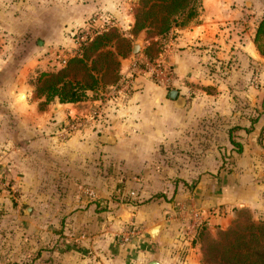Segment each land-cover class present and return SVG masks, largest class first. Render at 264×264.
<instances>
[{
    "label": "crops",
    "instance_id": "1",
    "mask_svg": "<svg viewBox=\"0 0 264 264\" xmlns=\"http://www.w3.org/2000/svg\"><path fill=\"white\" fill-rule=\"evenodd\" d=\"M52 1L0 0V264H201L203 236L225 230L235 208L264 218V57L254 44L264 0H249L251 10L247 0H201L199 23L171 32L170 89L182 107L138 78L122 97L40 109L35 78L67 60L49 46L75 44L66 0ZM107 1L81 5L75 25ZM69 116L86 125L67 138ZM189 206L220 215L188 237L179 208ZM130 229L137 235L119 243Z\"/></svg>",
    "mask_w": 264,
    "mask_h": 264
},
{
    "label": "trees",
    "instance_id": "2",
    "mask_svg": "<svg viewBox=\"0 0 264 264\" xmlns=\"http://www.w3.org/2000/svg\"><path fill=\"white\" fill-rule=\"evenodd\" d=\"M200 8V0H139L132 33L137 35L147 30L148 37H163L175 29L186 28L189 23L195 21L199 17ZM117 33L113 28L97 33L83 42L80 53L69 57L62 68L39 73L34 87L36 96L43 99L39 103L40 109L55 99L60 104L81 102L87 98L88 91L95 92L100 85L111 88L116 86L120 80V76L115 72L118 67L116 57L120 54L106 49L114 39H119ZM254 44L264 57V16L255 29ZM146 58L153 60L147 55ZM261 104L264 106V94ZM231 141L237 153H240L241 146ZM249 252L257 259L244 264H264V245L258 251Z\"/></svg>",
    "mask_w": 264,
    "mask_h": 264
},
{
    "label": "rangeland",
    "instance_id": "3",
    "mask_svg": "<svg viewBox=\"0 0 264 264\" xmlns=\"http://www.w3.org/2000/svg\"><path fill=\"white\" fill-rule=\"evenodd\" d=\"M52 2L53 3H50L52 6L55 4L57 7L59 4L58 0H54ZM107 2L106 9H104V11L94 13L92 15L93 17L89 19L100 17V23L92 29L93 32L101 33L104 30L107 31L109 28H113L118 32L117 34L119 35V39H114L111 46H108L106 50H110L115 54L119 52L120 55L116 57L118 67L115 68V72L118 73V76H120L121 79L125 76L128 69V62L124 61L125 59L131 57L137 58L141 54L145 57L147 55L148 57L155 59L165 50V43L167 42V39H169L170 33L163 37H148L147 30H143L137 35H134L132 33V28L135 22V14L139 8V0H108ZM247 2L248 3L245 5L242 3L241 8L245 9L246 7L251 10V6L249 5L250 1L247 0ZM87 3L88 0H66L68 23L72 22V24H67L68 30L66 32L69 37L72 36L73 38V34L75 33L82 34L81 30H83L84 27L79 29L77 25H75V20L71 17H75V10L77 8ZM200 6L201 8L198 10L199 17L195 19V21L189 23L187 27L193 23H199V18L202 16L201 0ZM56 10L57 9H52V13H54L55 18L58 15ZM258 14L262 15L261 12H258ZM132 17L134 22L133 25L130 26ZM52 20L54 21V18H52ZM134 44L139 47L138 54L136 55L132 53V47ZM49 47L50 52L62 49L67 54V58L71 55L76 56L80 53V49H77L78 46L75 44L72 49H69L70 47L63 46L62 44L59 46L57 45V47L55 45H50ZM76 52L77 54H75ZM192 87H194V85H192ZM112 88L110 86L104 87L100 85L95 92L88 91L87 94H89V97L85 99L98 97L104 98L110 94ZM196 89L198 90L197 87L192 88L190 89V92L197 94ZM200 89H204V91L207 92L210 91L209 88H205L203 86L200 87ZM198 93L201 94L202 92L199 91ZM263 112L264 106L261 104L260 108L256 111V114ZM256 114L254 116H256ZM226 168L225 169L227 171L228 167ZM231 215L233 216L231 220L232 222L225 230H218L212 236H203L201 264H244L257 259V257H253V255H251L252 253L249 251H258L260 250V247L264 245V218L257 217L249 208H235ZM225 233L228 234L224 236Z\"/></svg>",
    "mask_w": 264,
    "mask_h": 264
},
{
    "label": "built area",
    "instance_id": "4",
    "mask_svg": "<svg viewBox=\"0 0 264 264\" xmlns=\"http://www.w3.org/2000/svg\"><path fill=\"white\" fill-rule=\"evenodd\" d=\"M88 24L85 25L83 30H81L82 34L75 33L73 34V39L75 45H77V49L81 48V45L83 42H85L87 39H91L100 32H93L94 20L89 19ZM174 35L170 33L169 39H167V42L165 43V50L159 54L155 59L148 60L145 56H139L137 58L134 57V59L130 62L127 73L123 78H121L116 86L112 88V91L109 95L112 97H122L127 92H130L133 83L138 78H144L149 81H152L154 83L160 84L168 89L172 87V83L174 81V72L172 69V66L169 63V54L174 47L173 43ZM79 52V51H77ZM77 52L75 54H77ZM74 54V55H75ZM72 57V55L70 56ZM68 59V58H67ZM66 64V60L62 61V65L64 66ZM101 108L99 105L95 106V112L93 113L94 116L100 115ZM86 125V120L76 117V116H69L67 121L64 123V126L62 128L63 130V136L65 137H71L79 131L81 128H83ZM7 182L4 178L0 177V192L7 190ZM92 195V194H91ZM133 194H131L132 196ZM181 220L188 222V225L186 226V235L188 237H193L211 218V216L220 215L219 212L217 213H200L197 210H195L194 207H180L179 208ZM137 235V230L130 229L123 231L119 237V243L121 244H128L133 237Z\"/></svg>",
    "mask_w": 264,
    "mask_h": 264
},
{
    "label": "water",
    "instance_id": "5",
    "mask_svg": "<svg viewBox=\"0 0 264 264\" xmlns=\"http://www.w3.org/2000/svg\"><path fill=\"white\" fill-rule=\"evenodd\" d=\"M138 50H139L138 45L134 44L132 47V53L136 55L138 54ZM168 98L170 100H174L177 107H182L184 105V99L181 96H179V92L177 89L174 88L170 89L168 92ZM109 140L111 139L109 138ZM161 230H162V225H156L148 231V234L151 237L152 242L154 244H156V242L158 241ZM151 264H156V263L152 262Z\"/></svg>",
    "mask_w": 264,
    "mask_h": 264
}]
</instances>
